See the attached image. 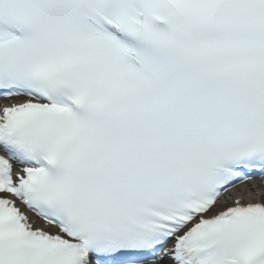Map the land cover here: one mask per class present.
Wrapping results in <instances>:
<instances>
[{
	"label": "snow or ice",
	"instance_id": "obj_1",
	"mask_svg": "<svg viewBox=\"0 0 264 264\" xmlns=\"http://www.w3.org/2000/svg\"><path fill=\"white\" fill-rule=\"evenodd\" d=\"M0 264H264V0H0Z\"/></svg>",
	"mask_w": 264,
	"mask_h": 264
}]
</instances>
